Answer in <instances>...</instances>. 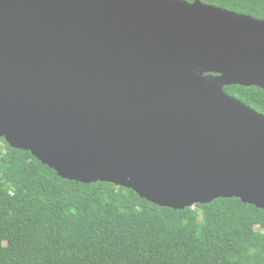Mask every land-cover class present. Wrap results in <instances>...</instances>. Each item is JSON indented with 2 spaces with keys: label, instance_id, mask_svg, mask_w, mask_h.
Listing matches in <instances>:
<instances>
[{
  "label": "water",
  "instance_id": "obj_1",
  "mask_svg": "<svg viewBox=\"0 0 264 264\" xmlns=\"http://www.w3.org/2000/svg\"><path fill=\"white\" fill-rule=\"evenodd\" d=\"M264 20L200 0H0V138L58 177L181 211L264 210Z\"/></svg>",
  "mask_w": 264,
  "mask_h": 264
},
{
  "label": "trees",
  "instance_id": "obj_2",
  "mask_svg": "<svg viewBox=\"0 0 264 264\" xmlns=\"http://www.w3.org/2000/svg\"><path fill=\"white\" fill-rule=\"evenodd\" d=\"M200 2L264 20V0ZM224 92L264 115V90ZM0 264H264V210L236 198L159 207L111 183L61 179L0 138Z\"/></svg>",
  "mask_w": 264,
  "mask_h": 264
}]
</instances>
